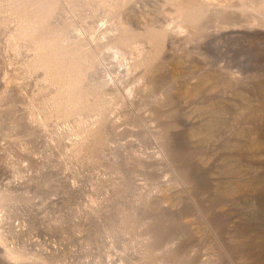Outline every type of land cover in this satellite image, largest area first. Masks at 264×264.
Segmentation results:
<instances>
[{"label":"rangeland","instance_id":"rangeland-1","mask_svg":"<svg viewBox=\"0 0 264 264\" xmlns=\"http://www.w3.org/2000/svg\"><path fill=\"white\" fill-rule=\"evenodd\" d=\"M0 264H264V0H0Z\"/></svg>","mask_w":264,"mask_h":264},{"label":"bare ground","instance_id":"bare-ground-1","mask_svg":"<svg viewBox=\"0 0 264 264\" xmlns=\"http://www.w3.org/2000/svg\"><path fill=\"white\" fill-rule=\"evenodd\" d=\"M224 112H225V111H224ZM216 113H217V112H216ZM216 113H215V114H216ZM241 172H242V171H241Z\"/></svg>","mask_w":264,"mask_h":264}]
</instances>
